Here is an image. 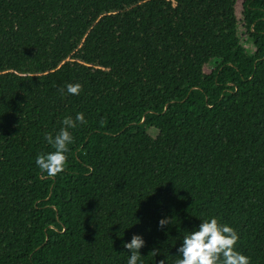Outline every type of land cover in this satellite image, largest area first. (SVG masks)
Instances as JSON below:
<instances>
[{
	"label": "trees",
	"instance_id": "trees-1",
	"mask_svg": "<svg viewBox=\"0 0 264 264\" xmlns=\"http://www.w3.org/2000/svg\"><path fill=\"white\" fill-rule=\"evenodd\" d=\"M212 216L264 264V0H0V264H174Z\"/></svg>",
	"mask_w": 264,
	"mask_h": 264
},
{
	"label": "clouds",
	"instance_id": "clouds-1",
	"mask_svg": "<svg viewBox=\"0 0 264 264\" xmlns=\"http://www.w3.org/2000/svg\"><path fill=\"white\" fill-rule=\"evenodd\" d=\"M83 90L81 83H68L66 91L70 95H79ZM63 95L65 88L58 89ZM79 124H86L84 114L78 112L75 118L66 116L62 127L53 135L45 136L53 151L38 154L35 163L42 173L55 177L67 168L69 145L74 143L72 129ZM172 223L171 217L161 218L158 227L164 228ZM240 240L238 232L218 216L202 220L197 229L188 232L183 237V242L178 248V258L174 264H250V257L237 250L236 245ZM145 245V240L139 234H133L130 242H125L124 247L129 250L130 256L127 264H143L140 249ZM158 250H153L156 255ZM159 264H164L161 260Z\"/></svg>",
	"mask_w": 264,
	"mask_h": 264
},
{
	"label": "rangeland",
	"instance_id": "rangeland-1",
	"mask_svg": "<svg viewBox=\"0 0 264 264\" xmlns=\"http://www.w3.org/2000/svg\"><path fill=\"white\" fill-rule=\"evenodd\" d=\"M32 196H33V194H30V195H28L27 197H24V198H22V199H16V200H14V205H15V206H18V205H20L21 203L27 201V199L30 198V197H32ZM11 243H12V242H10L9 246L11 245ZM7 249H8V247H7L3 252L0 253V259L4 256V254L6 253Z\"/></svg>",
	"mask_w": 264,
	"mask_h": 264
}]
</instances>
